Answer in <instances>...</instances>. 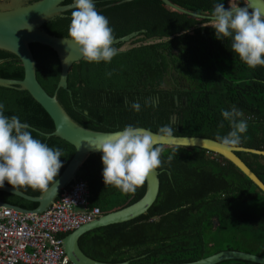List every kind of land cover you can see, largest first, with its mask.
<instances>
[{"label": "trees", "instance_id": "1", "mask_svg": "<svg viewBox=\"0 0 264 264\" xmlns=\"http://www.w3.org/2000/svg\"><path fill=\"white\" fill-rule=\"evenodd\" d=\"M172 1L198 13L210 14L213 7V0ZM113 2L97 0L94 4L107 17L114 37L145 31L108 63L85 59L73 63L67 78L70 91L60 87L57 98L74 120L104 131L134 124L156 132L170 124L175 135L216 139L230 130L220 110L235 105L242 113L239 119L247 122L239 145L264 149V66L249 68L243 63L231 51L230 38H215L212 27L205 24L209 19L179 12L161 0ZM223 2L228 7V0ZM71 11L43 27L67 36ZM30 48L37 61V78L52 95L60 78L58 54L37 42L30 43ZM0 58V76L23 78L17 55L0 48ZM107 72L111 75L106 76ZM145 98L155 107H145ZM132 101L140 102V111L129 107ZM0 103L5 115H17L36 128L30 127L33 137L62 150L58 177L75 146L57 135H45L54 130L53 119L27 90L0 86ZM171 146L176 147L175 153ZM237 154L264 182V154ZM100 155L91 153L76 174V179L89 184L90 204L107 213L139 199L145 192V180L131 193L104 185ZM160 159L159 194L147 212L83 233L79 244L84 252L100 260L134 263L193 261L226 249L264 256V192L247 175L222 155L197 146L163 144ZM17 188L31 195L43 191ZM0 200L28 209L38 205L3 190ZM216 264L261 263L226 259Z\"/></svg>", "mask_w": 264, "mask_h": 264}, {"label": "clouds", "instance_id": "2", "mask_svg": "<svg viewBox=\"0 0 264 264\" xmlns=\"http://www.w3.org/2000/svg\"><path fill=\"white\" fill-rule=\"evenodd\" d=\"M72 11L67 28L68 40L79 55L88 62L108 63L119 49L115 46L113 29L106 16L98 12L94 0H71ZM230 3L225 7L223 0H213L210 26L215 38H230V49L249 68L264 66V12L250 4ZM31 25L25 23V27ZM64 63H68L67 57ZM110 76L111 72L105 73ZM145 107H155L150 98H145ZM129 107L140 111L141 104L132 101ZM230 130L217 136L218 142L226 147L239 145L247 122L239 119L241 110L235 105L220 110ZM222 126V125H221ZM173 128L170 124L160 126L155 133L134 124H126L108 135L84 140L90 150L99 151L102 164L101 177L104 185H112L121 192L131 193L141 186L150 172L161 167L162 141H171ZM172 152L176 147L171 146ZM62 150L49 147L33 137L27 122L17 115H5L4 104L0 103V187L5 181L16 189L28 186L46 190L57 182L62 161ZM172 156H168L171 160Z\"/></svg>", "mask_w": 264, "mask_h": 264}, {"label": "water", "instance_id": "3", "mask_svg": "<svg viewBox=\"0 0 264 264\" xmlns=\"http://www.w3.org/2000/svg\"><path fill=\"white\" fill-rule=\"evenodd\" d=\"M64 1L65 0H33L30 2H22V0H11L9 5L0 6V48L17 55L24 69L23 78L0 76V86L27 90L33 98L43 106L53 119L54 130L52 132H45V135H57L75 146V152L63 171L56 178L57 182L53 185L50 184L49 188L43 190L39 195L28 194L19 188L14 189L13 186L6 183H4L3 187H0V190L7 191L38 203L35 208L28 209L0 200L1 206H10L23 212L33 211L40 213L46 210L55 201L61 190L70 185L73 180L76 179V174L87 157L91 153L99 152L90 150L87 141L84 140L86 137L95 138L97 136L108 135L117 131L96 130L83 126L70 116L57 98V90L60 87L70 91L67 81L70 67L74 62L83 59L70 41H63L64 37L67 36L52 34L43 27L45 22L50 21L57 16H63L66 10L72 9V4L64 3ZM96 1L97 0H94V2ZM127 1L132 0H115L113 3H122ZM161 1L168 7L179 12L210 20V14L198 13L189 10L176 4L172 0ZM243 4H250L253 8H257L264 12V0H243V3L240 6H243ZM25 23L31 25L30 30L24 28ZM143 31L145 30H134L125 35L114 37L115 46L118 44L124 45L126 42L138 37ZM32 42L41 43L51 47L57 52L60 59V78L56 91L52 95L47 92L37 78V61L30 48V43ZM117 48L119 49V52L124 50L122 46ZM65 57H67L68 63H64ZM1 61H3L2 58H0V62ZM30 127L36 129L33 126ZM139 127L146 128L142 126ZM150 131L155 133V131ZM161 143L164 145L197 146L222 155L234 163L257 185L259 189L264 192V182L237 154V151H249L264 154V149L251 148L242 145H238L236 147H226L221 145L217 139L198 135L188 136L173 134L171 141H162ZM158 173L159 170L156 169L146 175L145 192L136 201L124 207L107 213H102L96 219L80 225L63 236V246L72 264H216L226 259H243L264 264V256L236 249L221 250L193 261L141 263H134L128 259L123 261L100 260L84 252L79 244V238L83 233L100 226L104 227V225L128 221L147 212L159 194L160 179Z\"/></svg>", "mask_w": 264, "mask_h": 264}, {"label": "built area", "instance_id": "4", "mask_svg": "<svg viewBox=\"0 0 264 264\" xmlns=\"http://www.w3.org/2000/svg\"><path fill=\"white\" fill-rule=\"evenodd\" d=\"M87 180L75 179L43 212L0 205V264H72L64 233L99 217Z\"/></svg>", "mask_w": 264, "mask_h": 264}, {"label": "rangeland", "instance_id": "5", "mask_svg": "<svg viewBox=\"0 0 264 264\" xmlns=\"http://www.w3.org/2000/svg\"><path fill=\"white\" fill-rule=\"evenodd\" d=\"M30 1H33V0H22V2H30ZM239 1L240 0H230L229 2L230 3H236V4H239ZM11 3V0H0V6H5V5H9ZM206 25H210V21H208L207 23H205ZM132 44H131V41L129 42H126L122 48H128L130 47Z\"/></svg>", "mask_w": 264, "mask_h": 264}]
</instances>
